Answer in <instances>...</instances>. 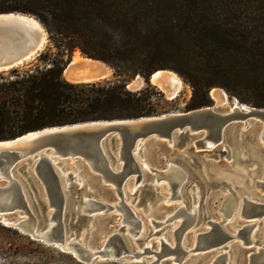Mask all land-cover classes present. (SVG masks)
<instances>
[{
  "label": "water",
  "instance_id": "water-1",
  "mask_svg": "<svg viewBox=\"0 0 264 264\" xmlns=\"http://www.w3.org/2000/svg\"><path fill=\"white\" fill-rule=\"evenodd\" d=\"M2 13L11 12L0 14ZM13 24L10 20H2L0 35L13 36L17 40L26 35ZM25 62V60L16 63L1 61L0 72L13 69ZM70 62L71 60L65 67ZM159 70L168 69L154 70L147 79L136 75L126 83V88L137 91L147 83L157 86L156 82L159 78L154 77V74ZM137 79H141L140 82L132 84ZM100 80L102 79L70 82H99ZM235 101L237 105L233 104L229 111L216 108L214 105H206L186 111H170L136 118L93 120L49 126L28 131L14 138L0 140V183H3L2 180L5 181L3 185H0V222L2 217L8 214L22 215L23 218L13 224L10 223L9 226L44 243L63 247L64 240L70 237L67 235L65 224L69 204L72 205L79 200L82 213H90L83 207V204L88 201L103 207L101 203L95 201L97 195L90 190L85 175L81 176L75 172L84 164L90 173L95 174L94 178L114 187L121 204V213L126 221L137 225L139 219L123 200L124 190L129 183L136 188L143 186L148 192L153 193V196L163 198L158 192V183L164 180L170 189L168 200H171L182 195V189L192 175V172H187L185 168L190 160L197 162L202 178L207 176L206 157L196 151L209 150L218 146L228 147V137L240 139L242 134L249 130H254L257 140L264 145V107L244 104L237 99ZM155 142H164L169 146L179 145V149L192 145V149L180 155L179 164L170 162L165 169H158L148 162L146 167H142L141 159L144 156L145 147ZM235 149H237L238 157L236 158L234 152L229 151L227 159L234 157L233 162L236 159L241 163L239 156L242 154L250 161L247 167L254 165V162L257 163L253 168L246 169V173L253 171L258 165L264 166V158L257 144H245L244 147L237 145ZM67 160L73 163V167L71 171L63 174L62 169ZM202 167L205 168L202 169ZM235 170L230 172L232 176H244ZM30 171L35 175L37 182L32 178ZM203 171H206V174ZM220 179L221 181L219 183L217 181V184L221 185L220 189L225 192L219 204L220 218L206 219L204 225L207 228L195 234L197 250H203L205 254L219 251L215 257V264H225L228 243L231 241H241V245L245 247L254 245L260 223L264 220V177L252 181L254 189L259 192L242 190L241 194L233 192V187L229 182L222 180L223 177L215 178V180ZM194 190L191 195L198 201L199 198L201 199L202 188L199 186L197 192ZM236 190L239 191V189ZM126 194L129 193L126 191ZM239 199L240 212L238 217H235ZM182 203L183 205H179L175 213L180 215L181 221L173 230V245L159 238L160 252L151 251L148 246L142 248L144 252L151 253L157 259L174 255L173 259L180 263L184 255L192 251V249L185 250L183 244L187 229L199 219L198 206L196 210L188 211L186 204ZM35 206L37 214L34 213ZM42 209H50L48 213H51L53 220L46 234L43 232L49 218L47 214V218L41 219L39 211ZM175 215L168 217L164 222ZM238 218L243 219V223L237 227L235 233H231L227 226ZM40 222L46 224L39 230ZM151 223L154 226L161 224L152 220ZM34 226L40 231L39 233ZM122 238L115 236L119 244H123ZM69 245L72 246L71 250L64 247L62 249L69 251L72 255L74 252L77 253L78 256L75 257L87 264L80 253L86 250V247L75 237L70 239ZM119 249L123 252L127 251L123 246ZM140 255L141 253L134 251L133 257ZM249 258L253 264H264V245L258 248L257 253H249ZM0 264L3 263L0 262Z\"/></svg>",
  "mask_w": 264,
  "mask_h": 264
},
{
  "label": "trees",
  "instance_id": "trees-1",
  "mask_svg": "<svg viewBox=\"0 0 264 264\" xmlns=\"http://www.w3.org/2000/svg\"><path fill=\"white\" fill-rule=\"evenodd\" d=\"M177 16L155 15L167 3ZM229 9L234 0H217ZM252 6L264 0H240ZM210 0H0L1 12H23L38 17L63 49L74 47L111 63L119 72L147 79L157 69H172L193 89L190 109L209 105V89L236 82L251 92L253 106L264 107V42L246 30L198 18ZM217 3V2H216ZM243 4V3H242ZM203 51L199 64L184 59L183 46ZM240 51H243V57ZM236 56V57H235ZM8 75L0 74V140L31 130L84 121L136 118L156 112L150 84L131 91L123 80L70 82L63 78V55ZM255 65L258 69L252 68ZM119 75V73H118Z\"/></svg>",
  "mask_w": 264,
  "mask_h": 264
},
{
  "label": "rangeland",
  "instance_id": "rangeland-1",
  "mask_svg": "<svg viewBox=\"0 0 264 264\" xmlns=\"http://www.w3.org/2000/svg\"><path fill=\"white\" fill-rule=\"evenodd\" d=\"M212 2L208 10L202 15L197 14L198 18L204 20H216L222 24H226V27H233L234 29L246 30L249 32V37L262 39L264 42V4L258 6H252L246 4L244 1L241 3L240 0H234L235 4L230 3L229 9H223L222 5L217 0H210ZM217 2V3H216ZM32 15V14H31ZM158 18L168 20L174 19L177 16L176 9L167 3L164 11H158L155 13ZM34 16L45 28L47 32V43L34 58L26 61L23 65L15 67V69L22 71L26 69H32L35 66L42 67L49 65L48 59L53 58L56 55H63L64 61L67 63L73 58L75 54L81 56H87L84 54L79 47L72 48L71 51L66 52L63 49V42L54 36H51L46 29L44 23L35 15ZM190 40L183 46L182 54L186 60L190 59L192 65L199 64L198 60L202 59L203 51L199 48H190ZM243 51H240V53ZM244 55L241 53L242 58ZM236 57V56H235ZM107 64L111 73L108 77L100 80L99 82L104 83L113 80H123L125 84L134 78L136 75H128L125 72H119L115 67L101 59L90 57ZM65 63V64H66ZM255 65H251L252 68L258 69ZM14 69V68H13ZM12 69L0 72V74L8 75ZM175 72L183 81L184 86L178 95L169 99L166 95L155 85L150 84V92L153 98V102H157L158 95L161 94L160 101L156 105V112L151 115L161 114L170 111H186L189 110L188 103L192 96V86L176 71ZM119 73V75H118ZM63 76V75H62ZM140 76V75H139ZM142 77V76H140ZM64 78V76H63ZM65 79V78H64ZM66 80V79H65ZM126 86V85H125ZM143 85L140 89H143ZM213 87H219L228 96V102L220 108L230 107L233 100L237 99L239 102L244 104L253 105L251 102L240 101V98L245 100L252 99L250 90L241 87L236 82H226V86L214 85L208 91V97L210 99L209 105H213L215 100L212 98L210 91ZM139 89V90H140ZM219 108V109H220ZM228 147L218 146L209 150L196 151V153L204 155L207 161V167L205 170L208 174L205 178L200 176L199 165L195 161L189 162V165H185L187 172L191 171L192 175L187 181L186 186L182 189V195L177 198H173L170 201H164L163 198L170 195V189L164 180L159 181L158 192L163 198L153 196V193L148 192L143 186L136 188L132 191V183H129L125 191L129 194L125 196V203L131 207L136 214L135 216L140 217L144 222L145 232L143 236L131 237L126 233L127 225L120 223L121 212L113 207V204L119 201L114 187L104 183L98 178H94L95 174L90 173L87 167L82 164L81 167L77 168L75 172L81 176L85 175V180L90 190L97 195L95 201L101 203L103 208L98 211H90V213H82L80 211V201H75L72 205L69 204V208L66 214L65 224L67 228V235H70L69 239L76 238L80 240L83 246L90 247L96 251L101 250L107 242H112L115 245L123 246L131 253L124 252L121 256L119 255L116 259H102L98 255L94 256L88 264H215V257L219 254V251H213L209 254H205L203 250H197L195 247V234L205 228L204 221L206 219H219V204L223 199L225 192L222 191L221 185L217 184L220 180L215 178L223 177L222 180L229 182L233 187L232 191L236 194L242 193V190H254L252 181L260 177H264V166L258 165L253 171L246 173V169L253 168L254 165L247 167L250 162L248 158L239 156V163L236 159L233 162L234 157L227 159L229 151L234 152V156L237 158L236 146L244 147L245 144H257L259 151L264 158V145L257 140V135L254 130L246 131L242 134L240 139L228 137ZM192 145H187L183 149H179V145L169 146L164 142L151 143L144 149V156L150 164L157 167L158 169H165L170 162L180 163V155L191 151ZM189 161V159H187ZM71 162V161H70ZM205 167H202L204 169ZM237 168V170H235ZM65 169L70 171L68 165H65ZM239 171L244 176H232L231 171ZM21 171V170H20ZM22 172V171H21ZM206 174V171H203ZM32 178L37 182V179L32 171H30ZM196 174L198 176H196ZM214 179V180H213ZM1 182H5L2 180ZM161 184V185H160ZM249 185V186H248ZM202 188L201 199L198 201L191 195L193 190H198V187ZM236 187V188H234ZM236 189H239L237 191ZM156 193V192H155ZM43 194V193H42ZM94 196V195H93ZM184 202L188 211L192 210L193 204H197V215L199 219L192 223L187 229L185 243L183 247L185 250L192 249L187 252L181 262L173 259L174 255H166L161 259H157L151 253L144 252L143 247L148 246L151 251L160 252L159 240L162 237L167 241L173 242V235L171 231L177 223L181 221L180 215H175L169 220H164L170 216H173L176 209ZM37 207L34 208V213L37 214ZM75 209V212H74ZM77 209V210H76ZM50 209L39 211L41 219L47 218V214ZM8 219H15L16 214L6 215ZM23 218V216H21ZM159 222L161 224L154 226L151 222ZM243 223V219L238 218L235 222L228 224L227 228L231 231L234 228L240 227ZM45 222H40L39 230L43 228ZM155 227V228H154ZM115 236L124 237L123 244H119L115 239ZM172 236V237H171ZM171 244V243H170ZM229 248L227 250V259L225 264H253L249 258V253L258 252V248L264 245V220L260 223L259 229L255 237V243L251 246H242L241 241H231L228 243ZM137 251L141 253L139 257H133L132 253ZM0 262L3 264H85L84 261L76 258L67 251H63L61 248L55 245L47 244L39 241L35 238L30 237L26 233L0 222Z\"/></svg>",
  "mask_w": 264,
  "mask_h": 264
},
{
  "label": "bare ground",
  "instance_id": "bare-ground-1",
  "mask_svg": "<svg viewBox=\"0 0 264 264\" xmlns=\"http://www.w3.org/2000/svg\"><path fill=\"white\" fill-rule=\"evenodd\" d=\"M2 20H10L15 27L22 30L26 35L23 36L21 39H14L13 36H7L4 34V36L0 35V62H22L23 60L28 61L32 58H34L42 49H44L46 43H47V32L43 25L32 15L28 14H22V13H2L0 14V22ZM2 34V33H1ZM111 73L110 67L105 64L102 61L81 56L79 54H75L73 58L71 59L70 64L65 67L62 71V75L64 78L68 81H96L99 79H104L109 76ZM154 77H158L159 80L156 82L158 88L166 95L167 98L173 99L175 98L178 93L182 90L184 83L182 79L173 71L169 70H159L154 74ZM141 79L134 80L132 84L139 83ZM130 87V86H128ZM210 94L212 98L215 100V103L213 104L214 107L220 108L224 104L228 102V96L219 87H213L210 91ZM233 104L237 105V102L235 100L232 101L230 107L228 108H220L222 110L229 111L231 110ZM176 112V111H175ZM142 167H146L148 165V162L145 158L142 157L141 159ZM65 165H68V168L73 167V163L69 160L64 162V166L62 169V173L65 174L68 172V170L65 169ZM70 170V171H71ZM3 183H0V185H3ZM161 185V184H160ZM136 189V186H132V191ZM194 192H197V190H194ZM126 191L124 190V201L126 196ZM168 197H164V201H170L168 200ZM183 205V203H181ZM83 207L87 211H98L102 209L101 205L94 204L92 202H86L83 204ZM113 207L120 211L121 204H119V201L113 204ZM197 204H193L192 210H196ZM131 208V207H130ZM177 210V209H176ZM240 212V199L235 209V217L239 215ZM176 213V211H175ZM174 213V215H175ZM136 215V214H135ZM22 215L16 214L15 219H8L6 216L2 217V222L6 225H10L19 221L21 219ZM48 224L46 229L44 230V234L50 230V226L53 223L51 213H48ZM139 222L137 225L133 223H129L126 221L125 216L123 213H121V221L120 223H123L127 225L126 233L130 235L131 237H138L143 236L145 229H144V222L143 220L138 217ZM167 219V218H166ZM165 219V220H166ZM164 220V221H165ZM151 222V219H150ZM180 223V222H179ZM175 225L171 231V235H173V230L179 225ZM153 224V223H152ZM36 226V225H35ZM34 226V229L36 227ZM155 228V227H154ZM36 231L39 233L36 229ZM230 231V230H229ZM231 233L236 232V228L230 231ZM163 237V236H162ZM160 237V238H162ZM172 237V236H171ZM164 238V237H163ZM170 239L169 237H167ZM165 239V238H164ZM167 239V241H168ZM159 240V238H158ZM68 239L64 240L63 247L68 248L71 250L72 246L69 245ZM80 241V240H79ZM171 245H173L172 241H169ZM59 248H63L61 245H58ZM86 247V250L81 251V255L83 256V259L86 260V263L88 264L92 258L96 255H98L102 259H116L120 253V256L124 253L119 249L118 245L113 244L112 242H107L101 250L96 251L95 249H92L90 247ZM63 251H67L65 249H62ZM69 252V251H67ZM127 253H131L130 250L126 251ZM70 253V252H69ZM71 254V253H70ZM134 255V252L132 253ZM73 256H78L77 253L74 252ZM139 257V256H138ZM77 258V257H76Z\"/></svg>",
  "mask_w": 264,
  "mask_h": 264
}]
</instances>
